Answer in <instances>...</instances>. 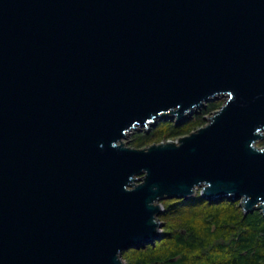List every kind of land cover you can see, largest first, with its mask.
Returning a JSON list of instances; mask_svg holds the SVG:
<instances>
[{"label":"water","instance_id":"1","mask_svg":"<svg viewBox=\"0 0 264 264\" xmlns=\"http://www.w3.org/2000/svg\"><path fill=\"white\" fill-rule=\"evenodd\" d=\"M259 139L264 0H0V264H125L197 192L264 216Z\"/></svg>","mask_w":264,"mask_h":264},{"label":"trees","instance_id":"2","mask_svg":"<svg viewBox=\"0 0 264 264\" xmlns=\"http://www.w3.org/2000/svg\"><path fill=\"white\" fill-rule=\"evenodd\" d=\"M222 104L213 100L181 123L157 122L149 131L134 132L130 145L176 139L203 124V116ZM162 200L163 231L153 244L122 252L125 264H264V216L244 213L238 200Z\"/></svg>","mask_w":264,"mask_h":264},{"label":"rangeland","instance_id":"3","mask_svg":"<svg viewBox=\"0 0 264 264\" xmlns=\"http://www.w3.org/2000/svg\"><path fill=\"white\" fill-rule=\"evenodd\" d=\"M213 100H218V101H221V102H223V100H224V97L223 96H220V97H218V98H215V99H213ZM213 100H211V101H213ZM210 101V102H211ZM209 103V102H208ZM219 108V107H218ZM202 109V108H201ZM217 109V108H216ZM215 109V110H216ZM198 111H196L195 113H199L200 112V109H197ZM214 111V110H213ZM212 111V112H213ZM212 112H210V113H207V114H205L204 116H203V124L202 125H204L206 122H207V120H208V117L212 114ZM193 116V115H192ZM192 116H190V117H192ZM189 117V118H190ZM188 119V118H187ZM167 120H173L175 123H177L175 120H174V118H170V119H167ZM184 121V120H183ZM183 121H181V122H183ZM180 122V123H181ZM202 125H200V126H202ZM153 126H149V128H147V127H139L138 129H136V130H134V131H132L129 135H128V137L127 138H125L124 139V141L128 144V145H130V139H131V137H132V135H133V133L134 132H138V131H142V130H144V131H149L151 128H152ZM199 127V126H198ZM196 129V128H195ZM194 130V129H193ZM257 144L259 145V146H262V145H264V139H259L258 141H257ZM176 200L177 199H179V198H175ZM165 200H170V199H165ZM161 220V219H160ZM163 222V221H162Z\"/></svg>","mask_w":264,"mask_h":264},{"label":"bare ground","instance_id":"4","mask_svg":"<svg viewBox=\"0 0 264 264\" xmlns=\"http://www.w3.org/2000/svg\"><path fill=\"white\" fill-rule=\"evenodd\" d=\"M222 101V100H221ZM129 135V134H128ZM125 139V138H124ZM124 139H123V141H124Z\"/></svg>","mask_w":264,"mask_h":264}]
</instances>
